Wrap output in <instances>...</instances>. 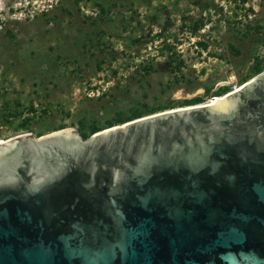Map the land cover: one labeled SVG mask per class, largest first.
I'll return each instance as SVG.
<instances>
[{
	"label": "water",
	"instance_id": "95a60500",
	"mask_svg": "<svg viewBox=\"0 0 264 264\" xmlns=\"http://www.w3.org/2000/svg\"><path fill=\"white\" fill-rule=\"evenodd\" d=\"M0 264H264V70L85 139L0 141Z\"/></svg>",
	"mask_w": 264,
	"mask_h": 264
},
{
	"label": "rangeland",
	"instance_id": "374dc122",
	"mask_svg": "<svg viewBox=\"0 0 264 264\" xmlns=\"http://www.w3.org/2000/svg\"><path fill=\"white\" fill-rule=\"evenodd\" d=\"M256 59L264 0H0V140L203 104Z\"/></svg>",
	"mask_w": 264,
	"mask_h": 264
},
{
	"label": "trees",
	"instance_id": "16d2710c",
	"mask_svg": "<svg viewBox=\"0 0 264 264\" xmlns=\"http://www.w3.org/2000/svg\"><path fill=\"white\" fill-rule=\"evenodd\" d=\"M260 68H261V67H260V61L256 59V60L254 61V63L250 66V71L252 72V75L258 73V72L261 70ZM241 82H243V80H242ZM241 82H240V83H241ZM222 94H223V93H222ZM220 95H221V94H220ZM199 100H200L199 97H195V98H192V99H190V100H187L188 103H186V104H184V105H192V104H196V103H198ZM132 115H133L132 117L127 118V119H125V120H122L121 122H125V121H128V120H131V119H134V118H137V117L143 116V115H141V114L139 113V111H134V112L132 113ZM109 126H111V125H109ZM109 126H107V127H109ZM98 130H100V129L92 130L91 133H94V132H96V131H98ZM83 137H84V135H82V138H83Z\"/></svg>",
	"mask_w": 264,
	"mask_h": 264
},
{
	"label": "bare ground",
	"instance_id": "6f19581e",
	"mask_svg": "<svg viewBox=\"0 0 264 264\" xmlns=\"http://www.w3.org/2000/svg\"><path fill=\"white\" fill-rule=\"evenodd\" d=\"M236 87H237V86H236ZM236 87H235V88H236ZM235 88H233L232 90H234ZM232 90H231V91H232ZM228 92H229V91H228ZM226 93H227V92H226ZM224 94H225V93H224ZM222 95H223V94H222ZM222 95H221V96H222ZM221 96H214V97L211 98L210 101H208V102H206V103H203V104H208V103L215 102V101L219 100V99L221 98ZM187 106H188V105H187ZM176 108H180V107H176ZM0 141H2V140H0Z\"/></svg>",
	"mask_w": 264,
	"mask_h": 264
}]
</instances>
